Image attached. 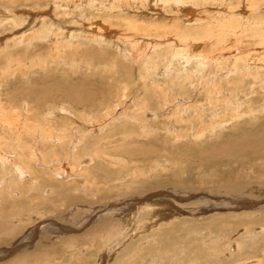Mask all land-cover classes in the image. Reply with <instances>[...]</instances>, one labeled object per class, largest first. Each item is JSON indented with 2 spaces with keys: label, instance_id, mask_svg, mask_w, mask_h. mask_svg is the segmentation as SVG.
Listing matches in <instances>:
<instances>
[{
  "label": "rangeland",
  "instance_id": "374dc122",
  "mask_svg": "<svg viewBox=\"0 0 264 264\" xmlns=\"http://www.w3.org/2000/svg\"><path fill=\"white\" fill-rule=\"evenodd\" d=\"M162 1L166 0H146L149 5L143 10L138 3L136 11L144 16L128 7L127 13L133 15L128 17L169 24L174 19L163 16L160 9L167 6ZM225 1L193 0L191 5L201 16L220 13L223 18L224 13L227 18L221 21L227 25L238 5L247 4L241 8L246 9L248 29L241 26V32L236 27L235 35L243 52L253 54L252 47L257 50L260 40L251 44L250 24L257 15L250 0H228L232 2L228 5ZM106 2L0 0L1 111L25 118L20 132L23 147L34 143L46 153L40 152L43 156L50 150L67 151L53 159L47 156L43 166L23 160L36 174V180L28 176L22 181L29 191L20 190V185L16 190L14 182L0 179V215H7L0 217L1 225L6 221L0 227V264H236L240 259L264 264V70L245 68L248 74H243L240 66L216 80L230 57L201 71L195 64H185L181 70L174 58L166 75L164 62L169 58H163L164 45L151 55L144 53L148 58L132 54L129 58L115 42L87 38L78 31L86 21L111 19L121 24L104 15L101 6ZM260 9L264 18V4ZM11 15L19 17L15 25L9 23ZM35 17L45 19L46 26L38 22L27 29L24 24L29 27ZM50 22L55 23L56 34L46 28ZM186 73L191 77L187 84L201 82L198 92L192 82L185 90L175 82L182 83ZM212 78L221 89L237 91L236 96L221 93L216 98L213 92L206 98ZM178 94L184 96L179 102H189L182 111L174 99H180ZM5 127L1 120L0 138H9L0 141L9 151L19 132ZM43 129L59 136L65 131L63 135L70 138L81 135L72 155L71 142L53 147L42 137L37 140V131ZM66 164L75 170L72 179L64 180L53 171ZM145 210L153 214L149 220ZM39 221L37 246L6 250ZM49 222L66 228L50 230L45 228ZM109 231L113 236L107 238Z\"/></svg>",
  "mask_w": 264,
  "mask_h": 264
},
{
  "label": "bare ground",
  "instance_id": "6f19581e",
  "mask_svg": "<svg viewBox=\"0 0 264 264\" xmlns=\"http://www.w3.org/2000/svg\"><path fill=\"white\" fill-rule=\"evenodd\" d=\"M125 1V2H124ZM171 3H169V0L166 1H162L164 6L167 8H164L162 6V8L160 10H162V14L163 16L166 18L167 17H173L174 21L169 22V24H167L166 22L164 24H156L154 21L153 22H141L138 21V19H140L138 16H135V18H130L128 16H133L131 14L127 13L128 7L135 9V11L132 10V12H134V14L139 15V5L142 7V10L144 9V7H147L149 4H147L146 0H107L106 4H104L103 7L104 8V15H108L110 18H114L116 19V21H120V23L122 24V22H124L122 26H119L121 24L118 25V23L115 25L111 19H107V21H105L104 23H99L97 21V24H92L90 22H85V26L83 29H79L78 31H83V36L87 37V38H100V40L104 43H109V42H115L116 44L119 45L121 52L126 55L127 57L130 58L131 54L135 56H141L142 58H148V56L144 53H148L151 55L152 52L156 51L155 49H158L159 45H164V56L163 58H169L168 60H166L164 62L165 66V73L167 75L168 70H169V66L172 64V60L174 58L177 59V63H180L181 65V70H185V64H195L194 67L200 69V71L202 69H205L208 65L211 64H215L221 61V59L223 60L224 57H230L229 58V65L227 68H222L221 71H219L217 73V75L219 76V78H216V80L224 78L225 74L227 75V73H229L230 71H238L240 70V66L242 68V73L243 74H248V72H245V68L247 70H249L250 72H253L252 70H258L259 69H263L264 70V56H262V50L263 49V44H264V18L262 17V15H260L261 13V7H262V0H250L249 1V5L252 6V10L254 12H256V14H254L256 17L254 18V21L252 22V24H250V26L252 25L253 27L250 28V33H252V39L253 42L252 43H258L256 42L258 39L260 40V42L258 43L259 48L256 50L255 48L253 50V54H246L243 52L241 46L239 44H237L238 40H240L239 36L237 37L235 35V32H238L235 28H239L241 29L240 31L243 32V30L247 31V24L250 22L249 19L246 20V15H244L243 13H246V9L241 8L242 5H238L240 6L235 14H231V16H235L233 22L225 25V21H221V19H225L227 18V16H224L223 13V18L221 17L220 13L218 16H210L208 14H199V11L197 8L194 7V5L192 6L191 3L193 2V0H190V2H188V4H186V0H170ZM213 1V0H212ZM217 1V0H216ZM225 1V0H223ZM234 1V0H232ZM58 2V1H57ZM63 2V1H62ZM225 2H227V5L232 3V2H228V0H226ZM241 1H239L240 3ZM243 2V0H242ZM241 2V3H242ZM60 3V2H59ZM92 3V2H91ZM104 3V2H103ZM139 3V5H138ZM143 3V6H142ZM61 5H63V3H60ZM60 4H57V6H60ZM224 4V2H223ZM237 4V3H235ZM94 5V4H93ZM102 5V4H101ZM216 5V4H215ZM224 5V6H227ZM247 5V4H246ZM245 5V6H246ZM170 6V9L168 8ZM196 6V5H195ZM222 6V5H221ZM97 7V8H96ZM96 9H99L98 6H95ZM227 8V7H226ZM55 9V8H54ZM102 9V8H100ZM165 9H169L168 11H166ZM218 9V8H217ZM220 9V8H219ZM218 9V11H219ZM223 9V8H222ZM229 9V8H227ZM57 10V9H56ZM166 12H165V11ZM227 11V10H225ZM233 11V10H231ZM231 11H229L230 13H232ZM130 12V11H129ZM131 12V13H132ZM202 12V11H201ZM143 13V12H142ZM140 13V14H142ZM260 13V14H259ZM149 14V13H148ZM161 14V13H160ZM161 14V15H162ZM214 14V13H213ZM243 14V15H242ZM144 16V14H142ZM249 15H251L249 13ZM38 16V15H37ZM31 17V16H30ZM39 17V16H38ZM35 17V19H31L32 21L29 23L31 25H29V27L27 25L24 24V26L27 27V29H33L37 26L38 22L42 27L46 26V21L45 19L42 18H38ZM8 18V17H7ZM12 20L9 22L10 25H15L14 22H17V18L14 15H11ZM44 18V17H43ZM93 19V18H92ZM168 19V18H167ZM229 19V18H228ZM233 19V18H232ZM20 20H22L20 18ZM226 20V19H225ZM92 21V20H91ZM94 21V20H93ZM114 21V20H113ZM221 21V22H220ZM228 21V20H227ZM246 22L245 24H242L243 22ZM205 24L203 26H199V27H193L196 26V24ZM187 25V27L189 28L188 31L184 30V25ZM191 24V25H190ZM195 24V25H194ZM18 25V28L20 25H22V23H18L16 24ZM118 25V26H117ZM185 25V26H186ZM189 25V26H188ZM193 25V26H192ZM32 26V27H30ZM48 29H50L49 31L51 32V34H56L55 33V23L50 22L49 25H47ZM241 26L243 27V30L241 28ZM249 26V25H248ZM183 27V28H182ZM27 29H24L27 30ZM37 29V28H36ZM77 29V28H76ZM191 29V30H190ZM190 30V31H189ZM77 31V30H76ZM159 31V32H157ZM33 32V31H32ZM67 32H69V30L67 29ZM35 35H38L37 32H34ZM33 34V35H34ZM50 33L47 34V36H51ZM86 34V35H85ZM22 35V34H21ZM32 36V35H31ZM61 36V35H60ZM245 36V35H244ZM251 36V34H250ZM56 37V36H55ZM200 38H204V39H200ZM31 39V38H29ZM21 40V39H20ZM213 45H211V49L210 50H205L207 47L206 45L209 43H212ZM250 42V41H249ZM228 43V45H227ZM146 47L143 48L141 45H145ZM208 44V47H209ZM241 44V43H240ZM236 45H239L238 48H230V47H236ZM253 45V44H252ZM251 45V46H252ZM248 46V45H247ZM53 47V46H52ZM200 47V48H199ZM199 49V50H198ZM244 49V48H243ZM262 49V50H261ZM118 50V51H119ZM160 50V48H159ZM198 50V51H197ZM120 52V51H119ZM247 52V51H246ZM244 54V55H243ZM159 55V54H157ZM161 56V55H160ZM262 56V57H261ZM228 59V58H227ZM258 59H260L261 61L258 63L256 62ZM16 61V60H15ZM155 64L156 61H155ZM221 66V64H219ZM243 65V66H242ZM157 66V65H156ZM230 66V67H229ZM160 67V66H159ZM148 68V67H147ZM220 69V67H219ZM213 71V70H211ZM205 72V71H203ZM264 72V71H263ZM170 73V72H169ZM198 74V73H197ZM238 74V72H237ZM236 74V75H237ZM165 75V76H166ZM171 75V74H170ZM205 76V75H204ZM241 76V75H239ZM253 76V75H252ZM255 76V75H254ZM167 77V76H166ZM178 77V76H177ZM176 77V78H177ZM196 77V76H195ZM191 78L189 73H186L184 75L183 78H181L183 81L182 83L178 81H175L177 84L181 85L183 88L182 89H188L186 87V80ZM193 78V77H192ZM199 78V77H198ZM243 77H241L242 79ZM258 78V76H257ZM197 79V77H196ZM207 79V78H206ZM213 79V78H212ZM264 79V77H263ZM198 80V79H197ZM215 78L211 81H215V82H211L208 81L209 84L208 86L211 89V92H207L206 94V98H210V94H212L214 92V94L217 96H219L221 93L222 95H225L227 97H232L236 96V92L230 91L227 92L224 89H221L220 84L218 82H216ZM263 81V80H262ZM194 84V90L195 92H198L199 86L201 82H195L191 81ZM191 82L188 83L189 86L191 85ZM207 82V83H208ZM257 82V81H256ZM261 82V81H260ZM264 82V81H263ZM187 84V85H188ZM193 86V85H192ZM205 86V85H204ZM203 86V87H204ZM207 87V86H206ZM205 88V87H204ZM234 92V93H233ZM125 94H123L124 96ZM179 95V94H178ZM180 96V99H178V97L174 98L177 102L182 101V98H184V96ZM174 97V96H173ZM213 97V96H212ZM80 99V98H79ZM214 99V98H213ZM122 100V99H121ZM217 99H214V103L216 102ZM226 100V99H225ZM120 101V99H119ZM145 101V99H144ZM147 101V99H146ZM145 101V104H146ZM234 102V101H233ZM120 103V102H119ZM187 103L189 102H179L178 104H180L179 111L184 110V106H187ZM231 103V102H230ZM144 104V105H145ZM232 104V103H231ZM25 105V104H24ZM120 105V104H119ZM122 105V104H121ZM217 105V104H216ZM138 106V105H137ZM143 106V105H142ZM146 106V105H145ZM149 106V104H148ZM195 106V105H194ZM201 106V105H199ZM25 107V106H24ZM199 109V108H198ZM26 109H24L25 111ZM23 111V112H24ZM118 111V110H117ZM144 111V110H143ZM178 111V112H179ZM10 112V111H9ZM210 112V110H209ZM7 113V112H6ZM136 113V111H135ZM171 113H174L171 111ZM124 114V113H123ZM152 114V112H151ZM5 115L7 116V118H4ZM25 115V114H24ZM176 115V114H175ZM154 116V115H153ZM173 117V116H172ZM1 120L5 121L7 124V128L10 131H17L19 132V134L17 135L18 137H16V143L12 144V148L11 150L7 151V149L5 148V145L3 147V142L0 141V179L2 180H6V181H10L14 182V188L17 190L18 188L15 187L16 186H21L19 189L24 191L26 189H28L30 186L28 185H24L22 183V181H24L25 178H27L29 176V178L36 180V174L33 176L32 171H30L28 165L23 161L24 159H26L27 161L31 162L33 161L34 165L35 164H39V165H45L47 164V159H49L48 157L50 156L52 159L54 158V156H57V154H66L67 151L64 150H60L59 153H54V151H49V155L47 156H43L44 154H46L43 151L38 150V147L35 146V144H30L29 147L27 146H22L21 142V136L22 135L21 131H24L25 128V123H23L21 120L25 121V118L23 119L21 116H15V115H7L4 113V111H1L0 108V122ZM27 120V119H26ZM47 120V119H46ZM110 120V119H109ZM28 121V120H27ZM91 122V121H90ZM4 123V122H3ZM5 124V123H4ZM91 126L92 123H89ZM34 125V124H33ZM85 125V124H84ZM88 126V125H87ZM29 127V126H28ZM34 127V126H33ZM38 128V125H37ZM96 128V127H95ZM34 130V128H33ZM32 130V131H33ZM65 130V129H64ZM6 131V130H4ZM26 131V129H25ZM31 131V130H30ZM37 131V130H36ZM63 131V130H62ZM94 131V130H93ZM14 132V133H17ZM21 132V133H20ZM28 132V131H27ZM38 134H36L37 140H39L41 137L43 138L42 141H44V143H48L50 145H54L53 147H55V145L62 143H68L71 142L73 145V149L71 151V155L73 153L74 148H76L78 140L77 138L81 135L78 136V134L76 133L77 137H73L70 138L66 135L59 136L57 134H53L51 132H49L46 129L43 130H38L37 131ZM12 134V132H11ZM35 134V133H34ZM59 134V133H58ZM2 135V132H1ZM10 135V134H9ZM83 135V134H82ZM23 136V135H22ZM9 138V136H3L0 139H4V138ZM23 138V137H22ZM34 138V137H33ZM24 139V138H23ZM86 139V138H85ZM36 140V141H37ZM9 141V139H8ZM7 141V142H8ZM89 141V140H88ZM6 142V143H7ZM12 142V141H11ZM35 142V141H34ZM23 143V142H22ZM88 143V142H87ZM86 143V144H87ZM24 144V143H23ZM60 145V144H59ZM85 145V144H84ZM86 146V145H85ZM52 147V148H53ZM66 147V146H65ZM57 148V146H56ZM51 149V148H50ZM68 149V148H67ZM14 150L18 151V153L21 156L17 157V152H15ZM58 150V148H57ZM48 151V150H47ZM56 151V150H55ZM40 152H43L44 154L41 155ZM75 155V154H73ZM87 155V154H86ZM90 155V154H88ZM59 156V155H58ZM69 156V153H68ZM96 156V155H94ZM59 158V157H58ZM89 159H91V157H88ZM77 159V158H76ZM23 162H22V161ZM55 160V159H54ZM63 160V159H62ZM80 161V160H79ZM83 162V161H82ZM85 162V161H84ZM52 163V162H51ZM57 163V162H56ZM50 164V162H49ZM63 164V163H62ZM65 164V163H64ZM38 165V166H39ZM53 165V164H52ZM69 165V164H66ZM41 166V167H42ZM47 166V165H46ZM49 166H47L48 168ZM52 170V169H50ZM86 170V169H85ZM54 173L59 176L60 178H70L72 176H75V170H73V168H71V166H65V165H60L58 168L54 169L53 168ZM38 176V175H37ZM4 177V178H3ZM39 177V176H38ZM44 179V178H43ZM32 182V181H31ZM30 182V183H31ZM34 182V181H33ZM36 183V182H34ZM33 183V185H34ZM72 183V182H71ZM77 183V182H75ZM12 184V183H11ZM73 184V183H72ZM78 184V183H77ZM13 185V184H12ZM32 185V187H33ZM6 186V185H4ZM10 186V185H9ZM15 190V191H16ZM29 191V189H28ZM25 192V191H24ZM28 194V193H25ZM120 196V195H119ZM123 196V194H122ZM164 198V197H163ZM146 199V198H145ZM113 203V202H112ZM147 203V202H146ZM163 203V202H162ZM115 204V203H114ZM212 204V203H211ZM239 204V201H238ZM113 206V205H110ZM137 206V205H135ZM139 206V205H138ZM215 206V205H214ZM126 208V207H125ZM143 208V207H142ZM141 208V209H142ZM25 209V208H24ZM108 209V208H107ZM131 209V208H130ZM128 210V209H127ZM126 210V211H127ZM132 210V209H131ZM153 209H151L152 211ZM27 211V210H26ZM108 211V210H107ZM135 211V210H132ZM146 211V210H145ZM150 210L146 211L147 213V217H145V219L150 218V215H153L152 212ZM17 212V211H16ZM119 212V211H117ZM151 212V213H150ZM155 212V211H154ZM165 212V211H164ZM15 213V212H14ZM125 213V212H123ZM122 212H120V214H123ZM134 213V212H133ZM145 213V214H146ZM135 214V213H134ZM156 214V213H155ZM14 215H16L17 217V213H15ZM117 215V214H116ZM129 215V214H128ZM137 215V214H136ZM139 215V214H138ZM11 216V215H10ZM0 217L6 219L5 217H7L6 214H2L0 215ZM124 217V216H123ZM14 219V218H13ZM26 219V218H25ZM12 220V219H10ZM16 218L13 220L15 221ZM41 220V219H40ZM143 220V219H142ZM149 220V219H148ZM3 221V220H2ZM132 220H128V223L130 224ZM6 221L4 220L3 224H0V227H4L6 225L5 223ZM40 222V221H39ZM43 222V221H42ZM133 222V221H132ZM56 223V222H54ZM53 222H49L48 225H46L45 228H48L50 230L52 229H58L59 231H62L60 228L65 229L66 226L62 227V226H57L55 225ZM127 223V224H128ZM32 224V223H31ZM122 224V223H121ZM126 224V225H127ZM60 225V224H59ZM29 226V225H28ZM41 226V222L37 225H34L33 227L28 228L27 230H24L21 236H18L15 240H12V242H10V246L6 249V250H12L15 249L16 251L22 249V248H26V246H37L36 243V237H37V233L39 231V229L42 227ZM57 226V227H56ZM7 227V226H6ZM56 227V228H55ZM127 228V227H126ZM129 229V228H128ZM42 230V229H40ZM25 232V233H24ZM124 232V231H123ZM127 232V231H126ZM106 234V232H105ZM20 235V234H19ZM112 231H109V233H107L106 237L110 238L112 237ZM105 237V238H106ZM120 238L122 236H119ZM124 238V237H123ZM114 239V238H113ZM35 240V241H34ZM38 241V240H37ZM116 242V241H115ZM122 242V241H121ZM105 243V242H102ZM16 244V245H15ZM109 244V243H108ZM238 247V246H237ZM13 252V251H12ZM15 252V251H14ZM230 252V250H229ZM242 252V251H241ZM14 254V253H13ZM12 255V254H11ZM32 255V254H31ZM30 255V258H31ZM244 253H241L240 256H243ZM245 256V255H244ZM29 257V256H28ZM244 259H247L248 257H242ZM24 259V258H23ZM237 260L236 264H251V261L244 260L242 261L240 259V261ZM259 262V261H258ZM259 264V263H258Z\"/></svg>",
  "mask_w": 264,
  "mask_h": 264
}]
</instances>
